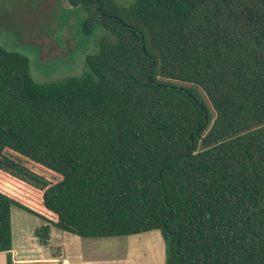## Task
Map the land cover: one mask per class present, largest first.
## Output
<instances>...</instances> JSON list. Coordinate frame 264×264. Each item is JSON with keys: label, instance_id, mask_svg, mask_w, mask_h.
<instances>
[{"label": "trees", "instance_id": "16d2710c", "mask_svg": "<svg viewBox=\"0 0 264 264\" xmlns=\"http://www.w3.org/2000/svg\"><path fill=\"white\" fill-rule=\"evenodd\" d=\"M68 2L105 31L83 74L35 81L0 44L6 264L13 206L41 245L158 230L165 264H264V0Z\"/></svg>", "mask_w": 264, "mask_h": 264}, {"label": "rangeland", "instance_id": "374dc122", "mask_svg": "<svg viewBox=\"0 0 264 264\" xmlns=\"http://www.w3.org/2000/svg\"><path fill=\"white\" fill-rule=\"evenodd\" d=\"M114 1L118 5L128 6L134 0ZM13 2L22 4V10L16 13L21 24L14 16L12 20L18 27L14 26V30L1 33L0 44L28 56L30 73L34 80L50 82L83 74L86 69H84L85 56L98 50L99 38L105 31L101 27H96L91 34L83 33L82 23L86 12L81 8L71 7L68 0H13ZM62 12L68 13L67 16L62 15ZM8 20L13 22L10 18ZM7 21L5 24L9 25ZM20 32L24 34L21 40L18 37ZM6 43L9 44L5 45ZM172 82L194 86L180 81L172 80ZM196 88L211 112L212 119L209 122L211 124L215 113L207 97L198 87ZM11 218L14 239L18 236L15 234V229L19 228L22 239L28 245L29 242L25 237L29 239L33 237L34 229L40 219L14 206L11 208ZM51 234L52 247H165L158 230L147 231L140 235L82 240H77L74 234L54 228L51 229Z\"/></svg>", "mask_w": 264, "mask_h": 264}, {"label": "crops", "instance_id": "0c3cea01", "mask_svg": "<svg viewBox=\"0 0 264 264\" xmlns=\"http://www.w3.org/2000/svg\"><path fill=\"white\" fill-rule=\"evenodd\" d=\"M15 207V206H14ZM18 208V207H17ZM20 209V208H19ZM22 210V209H21ZM24 211V210H23ZM26 212V211H25ZM28 213V212H27ZM42 222L36 225L40 226ZM12 225V218H11ZM35 227V228H36ZM54 227H51V229ZM46 245H41L36 237L22 239L16 228L10 250L12 264H164L165 247H52V234ZM57 229V228H54ZM14 230V231H15ZM35 230V229H34ZM62 231V230H61ZM144 233V232H143ZM34 234V233H33ZM142 234V233H140ZM132 234V235H140ZM77 240H82L74 235ZM129 236V235H128ZM123 257V258H121ZM6 252H0V264H6Z\"/></svg>", "mask_w": 264, "mask_h": 264}, {"label": "flooded vegetation", "instance_id": "af4514ba", "mask_svg": "<svg viewBox=\"0 0 264 264\" xmlns=\"http://www.w3.org/2000/svg\"><path fill=\"white\" fill-rule=\"evenodd\" d=\"M21 5L19 3H17V2H13V0H0V34L7 32V30H14L15 29L14 26H17V24L14 23L12 18L14 16L16 17V13L20 9L22 10V6ZM6 7H8L7 10H6ZM71 7H73V6H71ZM61 14L67 16L68 13L62 12ZM8 18H10V20H12L13 22L9 21ZM16 19H17L18 23H20L19 19L17 17H16ZM5 21H7L9 25L5 24ZM82 32H83V29H82ZM49 35H50V37H52L51 34H49ZM23 36H24V34H22L21 32L18 33V37H19L20 40L23 38ZM8 44L9 43H6L5 45H8ZM5 48L7 50L17 51V50H14L13 48H8L7 46ZM63 48H64V50H66L65 46H63ZM17 52H19V51H17ZM84 65H85L84 66V69H85L86 68L85 58H84Z\"/></svg>", "mask_w": 264, "mask_h": 264}, {"label": "built area", "instance_id": "2783aa9c", "mask_svg": "<svg viewBox=\"0 0 264 264\" xmlns=\"http://www.w3.org/2000/svg\"><path fill=\"white\" fill-rule=\"evenodd\" d=\"M61 264H64V263H61Z\"/></svg>", "mask_w": 264, "mask_h": 264}]
</instances>
